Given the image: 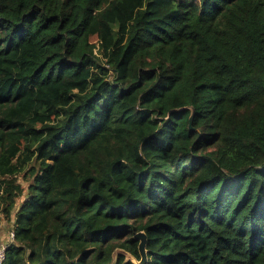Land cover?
Instances as JSON below:
<instances>
[{"label":"trees","instance_id":"1","mask_svg":"<svg viewBox=\"0 0 264 264\" xmlns=\"http://www.w3.org/2000/svg\"><path fill=\"white\" fill-rule=\"evenodd\" d=\"M0 223L1 264H264V0H0Z\"/></svg>","mask_w":264,"mask_h":264},{"label":"water","instance_id":"2","mask_svg":"<svg viewBox=\"0 0 264 264\" xmlns=\"http://www.w3.org/2000/svg\"><path fill=\"white\" fill-rule=\"evenodd\" d=\"M194 115V111L191 108L189 116V129H191V121ZM133 238L138 241V252L140 254V260H136L133 257L126 254L127 259H131L134 264H144L146 261V250H145V233L143 231L136 232Z\"/></svg>","mask_w":264,"mask_h":264},{"label":"built area","instance_id":"3","mask_svg":"<svg viewBox=\"0 0 264 264\" xmlns=\"http://www.w3.org/2000/svg\"><path fill=\"white\" fill-rule=\"evenodd\" d=\"M14 238L13 231L8 233L7 239L5 242L0 243V264L3 262L5 258V250L8 247L9 243L12 242Z\"/></svg>","mask_w":264,"mask_h":264},{"label":"crops","instance_id":"4","mask_svg":"<svg viewBox=\"0 0 264 264\" xmlns=\"http://www.w3.org/2000/svg\"><path fill=\"white\" fill-rule=\"evenodd\" d=\"M5 226V223H0V243L3 242V240L6 239V233L3 232L4 229H2V227Z\"/></svg>","mask_w":264,"mask_h":264},{"label":"rangeland","instance_id":"5","mask_svg":"<svg viewBox=\"0 0 264 264\" xmlns=\"http://www.w3.org/2000/svg\"><path fill=\"white\" fill-rule=\"evenodd\" d=\"M92 40H94V37L92 38ZM19 180H20V182L22 183V185H24V186L26 185V184H25V181H23L22 179H19ZM19 201H21V200L19 199V200H18V203H19ZM9 226H10L9 224H8V225L5 224V226L2 227V229H4V230H3L4 233H6V234L8 233V231H9V229H10ZM6 237H7V235H6Z\"/></svg>","mask_w":264,"mask_h":264}]
</instances>
